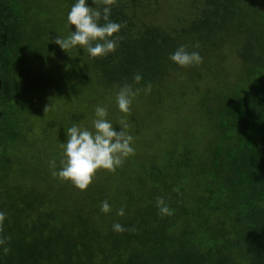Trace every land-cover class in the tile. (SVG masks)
I'll list each match as a JSON object with an SVG mask.
<instances>
[{"label": "trees", "instance_id": "1", "mask_svg": "<svg viewBox=\"0 0 264 264\" xmlns=\"http://www.w3.org/2000/svg\"><path fill=\"white\" fill-rule=\"evenodd\" d=\"M56 1L64 17L46 9V19H67L74 0ZM152 3L114 0L118 47L96 58L82 49L81 56L98 94L131 84L140 89L137 99L152 98L163 123L172 104L196 113L192 127L156 133L124 159L117 176L80 190L52 175L49 159L59 168L62 157L15 156L26 134L14 110L30 87L19 63L54 33L31 26L39 15L31 0H0V238H7L0 264H264V0H200L196 12L169 27L141 17ZM180 45L198 51L201 62L171 61ZM146 115L152 120L151 110ZM76 117L90 130L85 113ZM158 197L169 215L159 213ZM103 201L108 213L100 210ZM115 223L125 230L113 231Z\"/></svg>", "mask_w": 264, "mask_h": 264}, {"label": "rangeland", "instance_id": "2", "mask_svg": "<svg viewBox=\"0 0 264 264\" xmlns=\"http://www.w3.org/2000/svg\"><path fill=\"white\" fill-rule=\"evenodd\" d=\"M150 1L153 3L143 9L141 17L146 13L153 18L151 19L153 22L166 27L173 25L178 17L193 14L196 12L195 6H200L198 4L200 0ZM31 2L32 14L37 16L39 12L36 19H31V26L41 25L49 32L48 36L53 31L54 37L46 40L47 47L45 44L38 43L33 50L28 49L26 60L19 63V65L23 63L19 68L23 70L25 77H28L26 82L30 83V87L21 95L22 101L15 106L14 110L18 115L19 125L26 134V140L21 139L16 144V157L24 159L27 155L39 154L41 151L46 156L53 154L61 158L63 154L61 142L66 141L64 129L74 123L78 124L80 120L77 119L78 117L75 118V115L81 112L86 114V118L91 123L97 105L107 107V119L112 121L117 130H119L118 122L121 119L128 123V131L134 137L131 145L134 148L133 155L139 154L151 139L153 141L156 133L166 134L167 130H183L182 132L190 130L192 122L189 124L188 121L194 119L196 113L195 115L194 112L188 113V109L184 106L172 104L173 107H167V120L163 123V115L159 114L160 111L156 109L157 107H153L152 98H146L147 103H145L135 97L130 111L123 114L116 105L113 93L98 94V86L88 73L87 65L83 62L82 49L77 46L67 50V53L51 42L58 34L67 36L71 30V25L67 24L66 18L46 19L48 14L46 9L51 11L52 18L64 17L63 10L55 9L57 1L31 0ZM27 47L28 45L24 47L25 52H27ZM75 52H79V55ZM44 54L46 57L43 56ZM46 107L49 108L45 113ZM148 110L152 111V120L146 115ZM142 121L147 122L146 126L141 124ZM148 122H151V125L147 127ZM193 123L196 126L195 129L202 130L198 120ZM90 130H92V123ZM153 145L154 143L149 145L148 149ZM17 163L19 165L20 162L17 161ZM113 176H117L115 171L99 169L94 179L105 181ZM71 185L69 188L74 187L72 183ZM120 186L121 183L115 181L113 189L117 190Z\"/></svg>", "mask_w": 264, "mask_h": 264}, {"label": "clouds", "instance_id": "3", "mask_svg": "<svg viewBox=\"0 0 264 264\" xmlns=\"http://www.w3.org/2000/svg\"><path fill=\"white\" fill-rule=\"evenodd\" d=\"M96 3L97 0H74L67 14V24L72 26L70 34L67 36L58 34L51 42L66 52L79 46L92 58L114 52L119 41L116 34L122 27L120 23L110 19L111 5L114 0H100L102 6L93 8L92 5ZM194 47L198 48L199 45ZM169 59L180 67H188L199 64L202 57L198 51H189L187 46L180 45L169 55ZM133 80L139 84L142 76L137 73ZM150 90V85L144 88L145 92ZM139 91L140 89L134 90L131 84L120 86L115 94L118 109L128 113ZM49 107H46L45 113ZM107 116V107L97 105L91 122L92 130L76 123L64 129L66 141L61 142L63 154L59 161V168L54 157L48 161L49 167L53 169L54 177L71 182L80 190H86L93 182L97 170L115 171L123 164L125 158L134 153V148L131 146L134 137L128 131V123L121 119L118 122L119 130H117ZM156 206L161 215L170 214V209L163 197L157 198ZM100 210L108 213L111 210L109 203L103 201ZM117 214L123 216L124 209H119ZM5 218L6 214L0 211V224ZM112 228L115 232L125 230L120 223L113 224ZM6 240L7 238H0V245H4ZM3 252L7 254L9 248L3 247Z\"/></svg>", "mask_w": 264, "mask_h": 264}, {"label": "water", "instance_id": "4", "mask_svg": "<svg viewBox=\"0 0 264 264\" xmlns=\"http://www.w3.org/2000/svg\"><path fill=\"white\" fill-rule=\"evenodd\" d=\"M1 86H2V79H1V74H0V92H1ZM0 118H1V109H0Z\"/></svg>", "mask_w": 264, "mask_h": 264}]
</instances>
